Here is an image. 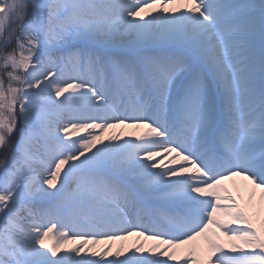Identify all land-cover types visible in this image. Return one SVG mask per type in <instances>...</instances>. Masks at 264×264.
<instances>
[{
    "label": "snow or ice",
    "instance_id": "snow-or-ice-1",
    "mask_svg": "<svg viewBox=\"0 0 264 264\" xmlns=\"http://www.w3.org/2000/svg\"><path fill=\"white\" fill-rule=\"evenodd\" d=\"M0 264H264V0H0Z\"/></svg>",
    "mask_w": 264,
    "mask_h": 264
},
{
    "label": "bare ground",
    "instance_id": "bare-ground-1",
    "mask_svg": "<svg viewBox=\"0 0 264 264\" xmlns=\"http://www.w3.org/2000/svg\"><path fill=\"white\" fill-rule=\"evenodd\" d=\"M132 130H125V132H126V138H127V136H128V133H130ZM229 188H230V190H231V186H229ZM126 243H132V241H128V242H126ZM118 246V244L117 245H114L113 246V249L115 250V247H117ZM102 247V246H101Z\"/></svg>",
    "mask_w": 264,
    "mask_h": 264
}]
</instances>
